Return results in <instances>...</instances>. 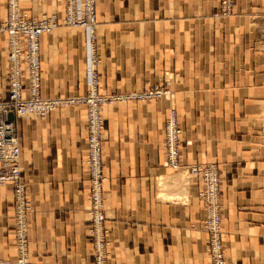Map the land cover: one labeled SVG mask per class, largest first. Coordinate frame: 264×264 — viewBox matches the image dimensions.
Masks as SVG:
<instances>
[{
	"label": "crops",
	"instance_id": "obj_1",
	"mask_svg": "<svg viewBox=\"0 0 264 264\" xmlns=\"http://www.w3.org/2000/svg\"><path fill=\"white\" fill-rule=\"evenodd\" d=\"M66 0H21L31 17L65 13ZM97 0L103 94L143 92L170 81L173 100L104 108V208L108 264H212L202 181L172 171L165 122L175 106L184 166L215 163L222 179L227 264H264V0ZM0 0V20L7 18ZM86 34L43 36V98L84 93ZM0 98H8L7 39L0 35ZM27 185L29 256L39 264H95L88 196L86 112L46 120L12 115ZM163 195H166L164 197ZM179 196V197H177ZM164 197V198H163ZM13 189L0 187V258L17 256Z\"/></svg>",
	"mask_w": 264,
	"mask_h": 264
},
{
	"label": "built area",
	"instance_id": "obj_2",
	"mask_svg": "<svg viewBox=\"0 0 264 264\" xmlns=\"http://www.w3.org/2000/svg\"><path fill=\"white\" fill-rule=\"evenodd\" d=\"M7 18L0 20V35L7 39L8 98H0V187L13 189L14 219L17 256L0 258V264H39L29 256V220L31 212L29 193L20 167L21 150L19 127L11 120L34 117L46 120L48 116L65 108L84 107L86 112L88 196L91 203L92 236L95 264H107L106 213L104 208V136L106 106L127 101H172L170 81L165 77L164 86H155L143 92L128 94H103L98 71V10L97 0H66L65 13L31 17L23 10L21 0H6ZM237 0H219L214 18L235 15ZM60 27L80 28L86 34L88 57V84L84 93L71 96L43 98L41 45L43 36L51 35ZM164 155L167 166L174 172H185L202 181L199 198L204 216L208 253L212 264H227L223 232L222 179L215 163L184 166L181 162L180 135L182 128L175 106L169 110L165 122Z\"/></svg>",
	"mask_w": 264,
	"mask_h": 264
},
{
	"label": "rangeland",
	"instance_id": "obj_3",
	"mask_svg": "<svg viewBox=\"0 0 264 264\" xmlns=\"http://www.w3.org/2000/svg\"><path fill=\"white\" fill-rule=\"evenodd\" d=\"M181 173H183V174L179 177V181H180L179 183L182 184V186L184 187V186H186V177H185L186 173L185 172H181ZM107 259H108V256H107ZM107 264H108V262H107Z\"/></svg>",
	"mask_w": 264,
	"mask_h": 264
},
{
	"label": "bare ground",
	"instance_id": "obj_4",
	"mask_svg": "<svg viewBox=\"0 0 264 264\" xmlns=\"http://www.w3.org/2000/svg\"><path fill=\"white\" fill-rule=\"evenodd\" d=\"M163 196L166 197V195H163ZM164 197H163V198H164ZM177 197H179V196H177Z\"/></svg>",
	"mask_w": 264,
	"mask_h": 264
}]
</instances>
